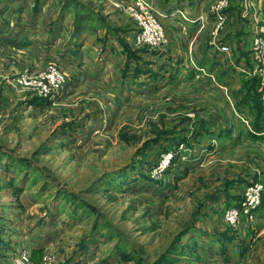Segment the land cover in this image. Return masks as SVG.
Segmentation results:
<instances>
[{"label":"rangeland","instance_id":"obj_1","mask_svg":"<svg viewBox=\"0 0 264 264\" xmlns=\"http://www.w3.org/2000/svg\"><path fill=\"white\" fill-rule=\"evenodd\" d=\"M132 1L0 0L3 80L24 88L19 76L50 65L67 77L53 100L27 89L43 103L35 129L0 140V264H264V105L240 92L231 64L252 70L262 0H228L216 40L229 54L209 49L217 0L157 1L161 50L134 42ZM117 7L126 38L105 22ZM200 12L194 40L183 21ZM193 40L228 59L230 79L194 68ZM251 183L260 211L228 223L222 208Z\"/></svg>","mask_w":264,"mask_h":264},{"label":"built area","instance_id":"obj_2","mask_svg":"<svg viewBox=\"0 0 264 264\" xmlns=\"http://www.w3.org/2000/svg\"><path fill=\"white\" fill-rule=\"evenodd\" d=\"M227 5L228 0H217L211 9L215 27L212 32L213 40L209 45L211 49L220 54H228L229 52L227 45L220 44L216 40V36L223 30L226 17L228 16L226 13ZM122 10L132 19L139 30L134 37V42L137 45L161 50L168 44L164 29L158 19L161 15L157 12L155 13L149 0H133L125 7H122ZM256 25L257 29L251 37L249 47L250 63L252 65L251 76L259 79L258 93L260 94L262 105H264V0L261 2ZM66 81L67 77L65 74L52 65L34 76L21 75L17 79L19 85L34 92L37 97L45 101L53 100L60 95L66 85ZM165 161L161 168L168 164V159ZM262 192L263 187L261 184L251 183L243 191V197L238 206L227 208L224 206L222 209H224V217L228 223L235 224L239 218L243 217L251 219L261 203Z\"/></svg>","mask_w":264,"mask_h":264},{"label":"crops","instance_id":"obj_3","mask_svg":"<svg viewBox=\"0 0 264 264\" xmlns=\"http://www.w3.org/2000/svg\"><path fill=\"white\" fill-rule=\"evenodd\" d=\"M152 3V6L154 8L155 13L156 11V4L160 3L161 0H149ZM158 1V2H157ZM157 2V3H156ZM157 4V6H158ZM106 7V6H105ZM159 8V7H158ZM161 8L163 9H168L169 6L164 4L161 6ZM111 10H107V8H105L104 10V14L106 16L105 18V22L106 24H111L113 26H115L116 30H117V34H121L123 36L121 37H125L126 34H128L131 29L127 24H123V21L121 19H118V17L120 18L121 16L119 14H124L121 11H115L112 8H109ZM115 14L116 16H109L111 14ZM187 18H190L188 12H185ZM119 15V16H118ZM126 15V14H124ZM198 15V14H197ZM196 15V16H197ZM108 16V17H107ZM118 16V17H117ZM194 16V21H196L195 24H191L188 22L189 21H183V30L184 32L181 33H186L187 36L189 37H193V39L195 40V38H197V35L195 32L192 30H188V28L191 27H196L197 28V32L200 29H203L205 27L206 22L203 20L202 24H201V20L203 19V15H201V12L199 13V16ZM114 17V21H110L109 19ZM201 17V18H200ZM199 18V20H197ZM188 20V19H187ZM193 21V20H192ZM132 28V27H131ZM240 33H238L237 35H239ZM194 40L190 43V48H189V53H194L192 57H190L192 65L194 66L195 69H197V71H202L205 72L207 75H210L212 78L214 77V74L217 76V73L220 72L221 68L224 66L230 68L231 64H232V69H234V71L236 72L237 69V78L238 75H243L244 80L249 79L253 76H251V66L250 69L249 67H247L246 63H245V59L243 58H237L236 61H238L237 64L240 63V67H245V70L243 69H238L236 67L237 64H229L228 59L227 61L224 63L222 61V59H220V61L218 60V58L214 55H212V57L210 55H208V53H206L207 47L205 45H201L200 42L198 48L195 47L194 45ZM113 40H109L107 45L108 46ZM225 45H227L226 43H223ZM192 46V47H191ZM228 46V45H227ZM209 49L211 51H213L214 53L216 52L215 50L211 49L209 46ZM161 54L162 59L168 57V60H173V58L171 57V52H167L166 55ZM218 54V53H217ZM229 54V52H228ZM192 55V54H191ZM219 55V54H218ZM249 58V64H250V57ZM215 61V62H214ZM219 61V62H218ZM218 63H220L218 65ZM211 64H215L214 66H212ZM195 71V73L197 72ZM198 71V72H199ZM193 73V74H195ZM198 74V73H196ZM190 76V75H189ZM200 76V75H199ZM1 80H0V84H2V86H0V140L3 142L4 140H14V139H18L19 135H23L25 134L31 127H33L35 129V121H33V123H31V119L33 118V120H35V116L41 115V111H42V106L43 103L42 101H40L39 99H36L34 96H32L29 91L25 88L19 87L16 85V81H10L8 82L7 80H3L5 76H0ZM218 78V76H217ZM3 80V81H2ZM184 80V79H183ZM189 80V79H188ZM186 81V80H185ZM227 80H224L222 82H225ZM182 82V81H181ZM221 82V81H220ZM8 84V85H7ZM11 84V86H10ZM18 89H16V87ZM229 87L231 88L232 86L229 85ZM227 90L229 92H231L230 89L227 88ZM227 99L229 100L230 97L227 96ZM46 105V104H45ZM33 114V116H32ZM3 143L0 142V155H6L9 154V150L4 149L5 147L2 146ZM2 150V151H1Z\"/></svg>","mask_w":264,"mask_h":264},{"label":"trees","instance_id":"obj_4","mask_svg":"<svg viewBox=\"0 0 264 264\" xmlns=\"http://www.w3.org/2000/svg\"><path fill=\"white\" fill-rule=\"evenodd\" d=\"M103 23H104V21H103ZM245 58H248V56H245ZM219 61H220V59H218ZM245 60H247V59H245ZM215 62V61H214ZM219 65V64H218ZM224 67H226V66H224ZM228 68V67H227ZM232 68H230V69H226V70H224V69H221L220 70V72L218 73V78L220 79V80H222V81H224V80H228V79H230V77L232 76V70H231ZM249 69H250V67H249ZM251 70V69H250ZM150 78V77H149ZM238 79L239 80H242V83H241V87L239 88V90H240V92L241 93H246V92H251V95L252 96H254V99L257 101V103H258V106L260 107V109H261V112H262V102H261V100H260V94L258 93V88H259V79H258V77H251V78H249V79H246V80H244V77H243V75H238ZM221 81V82H222ZM247 81V82H246ZM239 90L238 91H234V94H233V96L234 97H238L239 95H238V92H239ZM244 100H245V98H244ZM245 111H250L249 109H247V110H245ZM263 120H264V118H262L261 119V121L263 122ZM261 122V123H262ZM261 127V126H260ZM239 201H241L240 199H239ZM260 210H264V209H260ZM260 210H256L257 211V213H258V211H260ZM255 211V212H256Z\"/></svg>","mask_w":264,"mask_h":264}]
</instances>
